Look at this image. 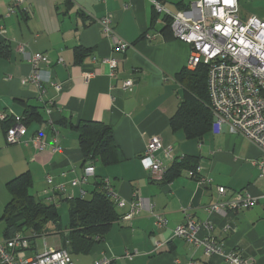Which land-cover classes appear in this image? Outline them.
I'll list each match as a JSON object with an SVG mask.
<instances>
[{"label": "crops", "instance_id": "0c3cea01", "mask_svg": "<svg viewBox=\"0 0 264 264\" xmlns=\"http://www.w3.org/2000/svg\"><path fill=\"white\" fill-rule=\"evenodd\" d=\"M157 1L178 12L193 0ZM238 2L243 21L250 17L264 21V0ZM105 17L132 44L126 52L115 49L104 32L99 20ZM0 27V48L7 51L0 54V210L3 214L11 198L7 183L28 171L31 193L56 203L59 214L66 205L68 214L64 227L60 214L61 226L49 233L50 241L46 235L36 236L44 237L40 247L34 245L36 238L31 239L30 255L55 246L67 249L76 264H94L103 256L112 264H231L222 254L206 256L203 246L173 235L191 217L214 224L210 234L201 229L199 237L210 235L225 253L264 264V154L227 126L217 133L211 128L201 139L172 128L184 93L176 76L188 65L191 46L175 37L167 16L155 10L152 0H0ZM22 43L48 57L49 63L41 62L40 68L51 72L53 83L25 81L33 67L19 51ZM110 57L118 60L115 72L105 62ZM87 74L92 75L87 79ZM127 79L135 80L129 89L124 88ZM87 121L111 127L118 162L85 161L79 126ZM17 124L26 126V133L20 142L9 144L7 131ZM36 137L47 149H40ZM153 137L162 141L163 149L155 156L165 173L175 160L191 156L211 181L200 185L189 176V167L169 180L165 173L162 178L150 174L142 155ZM169 147L170 158L164 152ZM88 166L93 173L86 176ZM104 179L116 192L120 219L87 253L70 252L69 209L62 194L89 198ZM76 180L79 183L72 186ZM60 185L66 192L56 191ZM220 186L227 188L225 195H219ZM240 192L250 193L258 203L225 215L209 211L211 204ZM134 202L144 205L127 218ZM157 216L166 220L165 226L159 227Z\"/></svg>", "mask_w": 264, "mask_h": 264}, {"label": "built area", "instance_id": "2783aa9c", "mask_svg": "<svg viewBox=\"0 0 264 264\" xmlns=\"http://www.w3.org/2000/svg\"><path fill=\"white\" fill-rule=\"evenodd\" d=\"M24 0H17L22 3ZM158 13H164L171 18V29L176 38L191 46V54L187 67L194 70L203 63L208 69V90L213 112L212 130L220 132L227 126L231 133L242 134L258 145L264 154V21L250 17L243 21L240 16L238 0H193L190 5L178 12L170 11L161 1L152 0ZM104 32L112 38L114 48L126 52L131 43L120 37L109 17L99 20ZM1 28V27H0ZM19 51L32 64V74L25 81H31L39 86L53 83L50 71L40 68V63H49L43 53L29 51L26 44L19 46ZM113 72L118 67L114 57L106 58ZM114 74V73H113ZM92 74H87V79ZM135 83L127 79L124 88L129 89ZM26 126L17 124L7 131L9 144L18 143L26 133ZM41 150L47 149V144L39 137L34 139ZM53 147L52 150H57ZM159 137H153L142 155V162L147 171L157 178H162L166 171L163 163L157 159L155 152L162 150ZM167 157H172V147L164 149ZM261 165L264 167V163ZM93 173V168H85V175ZM264 174V168H263ZM189 176L205 185L211 180L201 174V167L189 170ZM51 182V178L48 179ZM107 184L108 195L117 200V195L110 182ZM79 183L73 181L72 186ZM56 191L64 193L66 187L60 185ZM220 196L227 193V188H218ZM68 198L73 196L67 195ZM259 199L248 192H240L235 198L211 204L210 212L227 214L228 211H239L257 204ZM144 203H133L131 218ZM162 216H157L159 227L166 225ZM206 229L210 234L214 230L211 221L200 222L189 217L185 224L177 226L173 235L182 238L194 246H203L206 256L222 254L231 264H251L235 252L225 253L216 239L210 235L201 238L199 232ZM230 229L229 225L225 226ZM161 243H156L160 246ZM30 239L24 232H16L10 238L0 239V264H76L69 251L62 247L48 246L43 252L30 255ZM131 257V255H130ZM94 264H112L107 256L97 259Z\"/></svg>", "mask_w": 264, "mask_h": 264}, {"label": "trees", "instance_id": "16d2710c", "mask_svg": "<svg viewBox=\"0 0 264 264\" xmlns=\"http://www.w3.org/2000/svg\"><path fill=\"white\" fill-rule=\"evenodd\" d=\"M167 20L171 28V18L167 16ZM4 53L7 51L0 48V54ZM176 78L184 87V93L178 111L171 119V126L174 130L183 129L189 138L201 139L210 131L213 123L207 66L201 63L194 70L184 67ZM79 140L85 161L101 160L110 165L120 160L113 131L102 122H82L79 126ZM194 162L191 156L175 160L164 179H172L188 167L195 169L198 165ZM105 181L96 183L89 198H68L66 194H62L69 209V244L66 247L70 252L87 253L94 243L104 237L111 225L120 219L118 203L108 195ZM7 185L11 198L0 217V222L5 224L4 238H10L19 231L30 232L33 234L28 235L31 241L36 236L58 230L61 226L58 205L44 202L31 193L32 179L28 171L14 177ZM52 226L54 228L51 229Z\"/></svg>", "mask_w": 264, "mask_h": 264}, {"label": "rangeland", "instance_id": "374dc122", "mask_svg": "<svg viewBox=\"0 0 264 264\" xmlns=\"http://www.w3.org/2000/svg\"><path fill=\"white\" fill-rule=\"evenodd\" d=\"M66 209H67V207H66V205H64V207L60 211V214L62 215V220H63V223H62L63 227L65 226L66 222L68 221V214H67ZM1 214H2V212L0 210V216H1ZM4 225H5L4 222H0V237L3 236V230L5 228ZM52 228H54V227L52 226L51 229ZM49 236H50L49 234L46 235V239L48 238V241H50ZM43 244H44V237H38L34 240V245H36V246L38 245L41 247Z\"/></svg>", "mask_w": 264, "mask_h": 264}]
</instances>
